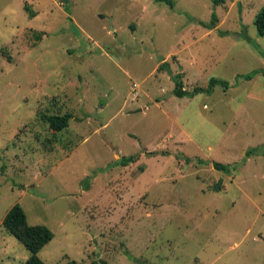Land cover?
<instances>
[{
    "label": "rangeland",
    "instance_id": "1",
    "mask_svg": "<svg viewBox=\"0 0 264 264\" xmlns=\"http://www.w3.org/2000/svg\"><path fill=\"white\" fill-rule=\"evenodd\" d=\"M173 1L0 0V264L16 203L47 264H264V0Z\"/></svg>",
    "mask_w": 264,
    "mask_h": 264
},
{
    "label": "trees",
    "instance_id": "2",
    "mask_svg": "<svg viewBox=\"0 0 264 264\" xmlns=\"http://www.w3.org/2000/svg\"><path fill=\"white\" fill-rule=\"evenodd\" d=\"M166 1L171 7H174L173 0ZM216 5L225 3L227 0H212ZM255 25L260 36H264V7L258 12L255 18ZM213 27V26H212ZM166 62L162 63L158 70H161ZM264 75V69L253 70L245 75H240L247 80H251L257 74ZM175 81L174 93L183 97L186 95L195 96L199 93H212L216 86L221 85L225 90L230 88V82L225 79L217 77L211 78L208 87L196 86L193 91H189L184 87L183 76L181 73L173 75ZM42 119L48 121L50 127L54 131H62L66 129L70 120L73 117L70 112L64 114H41ZM252 152H248V156ZM135 155L123 156L121 162L128 165L135 160ZM214 168L222 171H230L233 167L231 165L213 162ZM3 225L6 230L21 241L30 251V256L25 264H47L39 255V251L54 238V232L45 224H31L28 221L27 213L20 203H16L5 215Z\"/></svg>",
    "mask_w": 264,
    "mask_h": 264
},
{
    "label": "crops",
    "instance_id": "3",
    "mask_svg": "<svg viewBox=\"0 0 264 264\" xmlns=\"http://www.w3.org/2000/svg\"><path fill=\"white\" fill-rule=\"evenodd\" d=\"M168 57H165V58H163L162 60H160L158 63H156L155 64V66H154V68H153V70L154 71H160V70H158V68H159V66L162 64V63H164L165 62V60L167 59ZM181 68V66L179 67V69ZM184 81V80H183ZM186 89V88H185ZM188 90V89H187ZM215 90V89H214ZM214 92V91H213ZM212 92V93H213ZM164 93H166L163 97H173V95H176L175 93H174V88H172V90L170 91V90H167V91H165ZM210 94V93H209ZM153 97V96H152ZM152 97H150V98H152ZM152 100H154L153 98H152ZM158 101V99H156V102ZM144 108H148L147 107V105H145L144 106ZM140 110H143L142 108H140V109H138L137 111H140ZM184 125H183V123L182 122H180L179 124H178V127L181 129V130H183V131H187L186 129H185V127H183Z\"/></svg>",
    "mask_w": 264,
    "mask_h": 264
},
{
    "label": "built area",
    "instance_id": "4",
    "mask_svg": "<svg viewBox=\"0 0 264 264\" xmlns=\"http://www.w3.org/2000/svg\"><path fill=\"white\" fill-rule=\"evenodd\" d=\"M131 94L133 95V100H136L138 98L140 84L137 82H134L131 87Z\"/></svg>",
    "mask_w": 264,
    "mask_h": 264
},
{
    "label": "water",
    "instance_id": "5",
    "mask_svg": "<svg viewBox=\"0 0 264 264\" xmlns=\"http://www.w3.org/2000/svg\"><path fill=\"white\" fill-rule=\"evenodd\" d=\"M65 2H68V0H64ZM137 111V110H136ZM217 188H220V186H218ZM101 264H107L104 260H101Z\"/></svg>",
    "mask_w": 264,
    "mask_h": 264
}]
</instances>
